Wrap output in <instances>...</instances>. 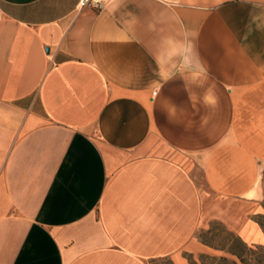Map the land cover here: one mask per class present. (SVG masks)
<instances>
[{
	"label": "crops",
	"instance_id": "1",
	"mask_svg": "<svg viewBox=\"0 0 264 264\" xmlns=\"http://www.w3.org/2000/svg\"><path fill=\"white\" fill-rule=\"evenodd\" d=\"M80 1L0 0V264H190L264 198V0Z\"/></svg>",
	"mask_w": 264,
	"mask_h": 264
},
{
	"label": "rangeland",
	"instance_id": "2",
	"mask_svg": "<svg viewBox=\"0 0 264 264\" xmlns=\"http://www.w3.org/2000/svg\"><path fill=\"white\" fill-rule=\"evenodd\" d=\"M262 187L264 192V174ZM252 222L259 226V223L264 225V198L261 202H247L207 195L204 201L203 218L198 234L199 242L205 247H203V251L198 253H185L184 257L190 264L193 262L202 264V255L237 260L236 257L228 252L230 248L239 250L237 239L241 240L249 250L254 252L250 258L254 260L264 257L263 238L259 239L257 236L250 238L253 230L248 233V237L242 238L241 236V234H244V226L247 224L251 225ZM206 243L217 247L218 250L206 245ZM152 264H174V262L170 259H164Z\"/></svg>",
	"mask_w": 264,
	"mask_h": 264
},
{
	"label": "trees",
	"instance_id": "3",
	"mask_svg": "<svg viewBox=\"0 0 264 264\" xmlns=\"http://www.w3.org/2000/svg\"><path fill=\"white\" fill-rule=\"evenodd\" d=\"M263 232H264V225L262 223H259ZM237 243L239 244V250H235L233 248H230L228 252L237 258V260H230L226 257H215V256H209V255H202V264H264V257H259L257 259L250 258L254 252L252 250H249L246 244H244L241 240L237 239ZM208 246H211L218 250L217 247L207 244ZM223 250V249H222ZM191 264H198L196 262H193Z\"/></svg>",
	"mask_w": 264,
	"mask_h": 264
},
{
	"label": "built area",
	"instance_id": "4",
	"mask_svg": "<svg viewBox=\"0 0 264 264\" xmlns=\"http://www.w3.org/2000/svg\"><path fill=\"white\" fill-rule=\"evenodd\" d=\"M109 0H81L80 1V8H86L93 6L97 9H103Z\"/></svg>",
	"mask_w": 264,
	"mask_h": 264
}]
</instances>
